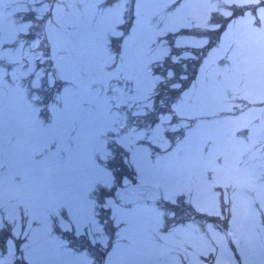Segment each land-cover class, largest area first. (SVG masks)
I'll use <instances>...</instances> for the list:
<instances>
[{
  "label": "snow or ice",
  "instance_id": "6c2138e0",
  "mask_svg": "<svg viewBox=\"0 0 264 264\" xmlns=\"http://www.w3.org/2000/svg\"><path fill=\"white\" fill-rule=\"evenodd\" d=\"M185 6L0 0V264H121L132 134L149 117L142 130L163 131L189 80L184 65L179 83L159 88ZM17 179L21 202L6 192ZM235 255L264 264V246Z\"/></svg>",
  "mask_w": 264,
  "mask_h": 264
},
{
  "label": "rangeland",
  "instance_id": "374dc122",
  "mask_svg": "<svg viewBox=\"0 0 264 264\" xmlns=\"http://www.w3.org/2000/svg\"><path fill=\"white\" fill-rule=\"evenodd\" d=\"M184 15L181 46L208 43L189 36L197 29L226 32L171 109L167 133H184L174 147L163 136L169 113L148 138L160 154L135 145L144 132L132 135L127 186L145 194L117 205L121 264H235L264 246V0H186ZM21 183L6 189L17 202Z\"/></svg>",
  "mask_w": 264,
  "mask_h": 264
},
{
  "label": "trees",
  "instance_id": "16d2710c",
  "mask_svg": "<svg viewBox=\"0 0 264 264\" xmlns=\"http://www.w3.org/2000/svg\"><path fill=\"white\" fill-rule=\"evenodd\" d=\"M220 27H222V25H219L218 28H220ZM224 30H225V28H224ZM224 30H223V32H224ZM221 32H222V29H218V30L214 29L211 31H204V32H199L198 29L194 30V32H191V35L198 36V37H200V35H206L207 38H209L208 43H206L203 46H198V47L189 45V46H182L179 49H173V51L176 55V61L175 62L166 61V63H165V67L170 68L172 70L173 75L171 77H168L166 73H163V77H164L163 82L159 84L160 90L163 91L165 86H171L174 82L179 83L178 77H179L181 71L183 70L184 65H187V73H188L189 80L184 82V84L186 86L182 89V94L184 92H186L187 90H189L191 87H193V88L196 87L197 80L199 81V79H198L199 74L202 72V69H203L202 68L203 60L206 57H208L206 59V60H208L212 56L211 50L214 46H216L218 44L220 37L222 38L223 32L222 33ZM197 65H199V68L197 67ZM203 66H204V64H203ZM171 95L175 96L176 93L173 92ZM171 118H172V121H175V119H173L174 118L173 113H171ZM147 119H151V117L145 118L144 120H141V121H137V124H138L137 130L142 131L143 124L146 123ZM164 125L166 126V124H164ZM148 132H150V131H147L144 134L148 136L150 134ZM123 134L127 135L128 130L125 129V132ZM163 136L165 138H168L169 141L172 142L174 136H176V135L169 134L166 131L163 133ZM144 139L145 140H142L141 142H137V143H143L147 148H149L151 144H149V142L146 138H144ZM169 147L170 146H167L165 148V151H167V148H169ZM149 149L153 154H160V151H162V150H153L151 148H149ZM97 155H100V157L103 158L104 154L98 153ZM132 157H133V155L131 152L130 164H131L132 169H134V164L132 163ZM133 172L134 171L129 172V176Z\"/></svg>",
  "mask_w": 264,
  "mask_h": 264
},
{
  "label": "water",
  "instance_id": "95a60500",
  "mask_svg": "<svg viewBox=\"0 0 264 264\" xmlns=\"http://www.w3.org/2000/svg\"><path fill=\"white\" fill-rule=\"evenodd\" d=\"M123 195L127 198H130L132 196H136V192L134 189L131 191L129 188H126V190L123 192Z\"/></svg>",
  "mask_w": 264,
  "mask_h": 264
}]
</instances>
